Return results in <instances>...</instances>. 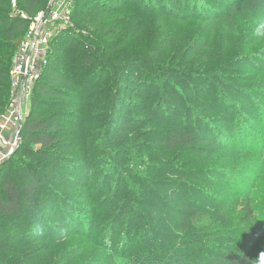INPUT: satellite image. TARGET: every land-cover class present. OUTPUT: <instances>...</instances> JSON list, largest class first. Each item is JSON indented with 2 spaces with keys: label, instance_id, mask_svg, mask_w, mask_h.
Returning <instances> with one entry per match:
<instances>
[{
  "label": "rangeland",
  "instance_id": "obj_1",
  "mask_svg": "<svg viewBox=\"0 0 264 264\" xmlns=\"http://www.w3.org/2000/svg\"><path fill=\"white\" fill-rule=\"evenodd\" d=\"M186 1H170L174 14L128 4L105 14L106 0L77 5L63 31L72 30L83 47L93 41L98 45L95 65L105 68L108 64L113 70L101 86L112 89L116 103L104 109L100 94L88 101L93 107L92 142L108 150L110 157H98L96 169L81 185L63 187V209L47 208L35 216L24 212L19 219L0 218V241L6 243L4 248L0 245V264H129L132 256L126 253V244L133 238L128 222L115 229L113 214L119 202L114 191L120 181L123 185L131 178L127 171L146 169L159 142L160 170L170 165L194 176L202 171L219 175H208L212 184L207 185L192 180L171 184L173 192L186 200L184 206L180 199L168 196L169 190L160 188L164 226L180 229V213H192L191 202L217 215L231 209L236 199L256 200L254 208L264 223V0ZM11 9L10 15L17 16V9ZM110 57L125 59L123 67L129 63L130 67L120 68L129 75L124 85ZM150 67L157 73L147 80ZM72 106L83 104L73 102ZM30 109L31 103L28 114ZM153 119L160 120V126ZM187 120L195 136L205 137L204 148L168 152L164 141L169 126L184 127ZM11 131L14 141L16 129ZM10 151L0 154L1 163ZM161 175L160 180L169 179L167 173ZM59 216L64 221L73 218L77 230L63 234ZM213 218L207 215L202 220L211 223ZM131 227L133 231L136 224ZM174 233L184 234L182 230ZM239 239L240 246L247 248L252 237L244 233ZM254 255L261 264L264 240Z\"/></svg>",
  "mask_w": 264,
  "mask_h": 264
},
{
  "label": "trees",
  "instance_id": "obj_2",
  "mask_svg": "<svg viewBox=\"0 0 264 264\" xmlns=\"http://www.w3.org/2000/svg\"><path fill=\"white\" fill-rule=\"evenodd\" d=\"M50 1L17 0L18 13L17 16H12L11 0H0V117L9 107L11 71L15 56L24 41L22 34L29 30L35 16L48 9ZM95 1L76 0L72 14L79 3L89 5ZM170 1L106 0L102 11L111 14L112 7L128 4L141 10H151L150 12H160L161 8L163 12L170 11V14H174ZM182 8L186 9V4ZM22 14L27 19H23ZM77 24L82 25L78 21ZM69 32L62 30L52 40L48 63L43 68L30 99L31 109L23 124L22 140L13 155L0 166L2 219H19L24 212L35 216L39 210L62 208L63 187L76 183L81 185V180H87L96 169L98 157H110L108 150H100L101 147L92 142L94 134L90 129L93 124V107L88 101L100 94L104 109L116 103L112 89L101 86L106 75L113 70L108 64L105 68L95 65L94 56L98 45L94 46L91 41V44L83 47L73 31ZM86 40L90 42L91 38ZM115 50L114 47L113 52ZM110 62L116 64L118 76L124 85L128 82L129 75L126 69L120 71V68L130 67L129 63H126V67L121 66L126 61H121L118 57H110ZM131 69L134 70V67ZM146 70L147 80L157 73L154 67ZM165 99L170 103L168 98ZM73 102L83 106L73 107ZM154 120L152 122H158L160 126V120ZM185 122L184 127L176 124L169 126L170 133L164 141L168 152L178 148H204L205 137L200 133L195 136L189 129V120ZM97 149L99 151L96 154ZM149 162L142 172L127 171L131 178L127 177L123 185L120 181L114 191V197L119 202L118 209L113 214L115 229L121 223L128 222V234L133 238L129 243L126 242V253L132 256L129 264H258L254 254L264 240V223L263 218L258 215L260 213L254 208L256 200L236 199L231 209L226 212L218 210L220 214L216 211L217 215L215 212H206L194 201L189 204V208H193L192 213H180V229L170 228L167 224L164 226L160 221V207L164 203L160 188L169 190L168 196L180 199L184 206L186 200L176 195V190L173 192L175 187L171 184L177 186L192 180V183L207 185L212 184V180L206 178L208 175H219L212 171H202L194 176L170 165L160 170V142L156 156L150 157ZM110 168L114 169L113 166ZM163 173H167L169 179L160 180ZM170 179L176 181L170 183ZM167 184H170L169 189L165 187ZM185 186H189L188 183ZM199 214L204 217L197 219ZM207 215L214 217L211 223L202 220H206ZM57 219L60 223H66L60 227L63 234L77 230L74 229L76 221L73 218L68 216L64 221L59 216ZM195 219L196 223L192 225L191 221ZM131 224H136L133 231ZM87 230L89 232V227ZM178 230H182L184 234H175L174 231ZM244 233L252 237L246 243L247 248H242L239 244V234ZM131 242H135V245H130ZM0 245L4 248L5 241H0Z\"/></svg>",
  "mask_w": 264,
  "mask_h": 264
},
{
  "label": "built area",
  "instance_id": "obj_3",
  "mask_svg": "<svg viewBox=\"0 0 264 264\" xmlns=\"http://www.w3.org/2000/svg\"><path fill=\"white\" fill-rule=\"evenodd\" d=\"M75 1L51 0L48 18L46 19L47 9L31 20L29 31L13 62L9 107L0 117V154L4 150H11V154L20 141L19 131L28 116V104L34 87L48 63L51 42L68 26ZM12 6L18 9L17 0L12 1ZM21 17L27 19L25 14ZM11 129H16L14 141Z\"/></svg>",
  "mask_w": 264,
  "mask_h": 264
},
{
  "label": "water",
  "instance_id": "obj_4",
  "mask_svg": "<svg viewBox=\"0 0 264 264\" xmlns=\"http://www.w3.org/2000/svg\"><path fill=\"white\" fill-rule=\"evenodd\" d=\"M51 6H52V4H50L49 5V7H48V10H47V15H46V19L48 18V16H49V14H50V11H51ZM22 137H23V125L21 126V129H20V131H19V139H20V141L22 140ZM19 141V142H20ZM19 144V143H18ZM18 146V145H17ZM17 148V147H16ZM15 148V149H16ZM15 149H14V151H15ZM14 151L9 155V157H11L12 155H13V153H14ZM9 157H7L6 159H4L3 161H2V163L0 164V166L9 158Z\"/></svg>",
  "mask_w": 264,
  "mask_h": 264
},
{
  "label": "clouds",
  "instance_id": "obj_5",
  "mask_svg": "<svg viewBox=\"0 0 264 264\" xmlns=\"http://www.w3.org/2000/svg\"><path fill=\"white\" fill-rule=\"evenodd\" d=\"M261 264H264V258L261 259Z\"/></svg>",
  "mask_w": 264,
  "mask_h": 264
}]
</instances>
